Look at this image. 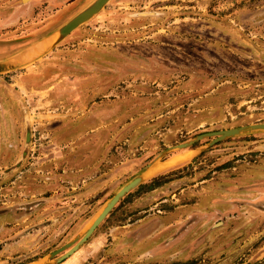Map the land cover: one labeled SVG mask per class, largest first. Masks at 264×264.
<instances>
[{"label": "rangeland", "instance_id": "374dc122", "mask_svg": "<svg viewBox=\"0 0 264 264\" xmlns=\"http://www.w3.org/2000/svg\"><path fill=\"white\" fill-rule=\"evenodd\" d=\"M29 1L0 0V62L91 0ZM255 124L264 0H110L44 56L0 74V264L264 261V132L163 153Z\"/></svg>", "mask_w": 264, "mask_h": 264}, {"label": "water", "instance_id": "95a60500", "mask_svg": "<svg viewBox=\"0 0 264 264\" xmlns=\"http://www.w3.org/2000/svg\"><path fill=\"white\" fill-rule=\"evenodd\" d=\"M110 0H91L87 3L83 8L77 11L73 16H71L67 21L58 26L51 33L45 35L40 41H36L33 44L29 45L21 52L13 55L12 57L7 58L5 61L0 62V74L13 71L19 68H22L25 65L32 63L33 61L39 59L44 56L47 52H49L55 45L61 42L64 38H66L73 30L78 28L83 23L87 22L93 16H95ZM255 131H263L264 132V124H255L249 126H242L233 129H227L223 131H216L211 133H205L196 136L190 141L185 143H181L174 147L167 148L163 153L173 150V149H181L189 146L194 141H198L204 137H213L212 141L209 142V145L214 144L223 139L233 137L242 133L247 132H255ZM161 153V155H163ZM161 155L155 158L152 162H150L143 170L140 171L138 175H136L132 180L122 186L118 191L110 196L108 201L102 206L97 215L93 218V220L88 225L87 229L80 237L78 242L65 254H63L55 261H59L62 258L70 255L77 249V247L85 241V239L92 233V231L98 226V224L104 219V217L108 214V212L112 209V207L117 203V201L127 194L130 190L134 189L138 185H140L146 178L149 167L155 162ZM67 246V245H65ZM63 248H60L50 254V257L57 254ZM39 264H48V263H39Z\"/></svg>", "mask_w": 264, "mask_h": 264}, {"label": "trees", "instance_id": "16d2710c", "mask_svg": "<svg viewBox=\"0 0 264 264\" xmlns=\"http://www.w3.org/2000/svg\"><path fill=\"white\" fill-rule=\"evenodd\" d=\"M144 185H142L141 187H139V189L140 188H142ZM153 186H159L157 183H152V184H150V185H148L147 187H148V189H150V188H153ZM255 264H264V261H262V262H257V263H255Z\"/></svg>", "mask_w": 264, "mask_h": 264}, {"label": "crops", "instance_id": "0c3cea01", "mask_svg": "<svg viewBox=\"0 0 264 264\" xmlns=\"http://www.w3.org/2000/svg\"><path fill=\"white\" fill-rule=\"evenodd\" d=\"M31 1H35V0H30L28 3H26V4H31L30 2ZM48 3H52V2H56V0H46ZM44 37V36H43ZM42 37V38H43ZM41 39V38H40ZM40 39L38 40V41H40Z\"/></svg>", "mask_w": 264, "mask_h": 264}, {"label": "bare ground", "instance_id": "6f19581e", "mask_svg": "<svg viewBox=\"0 0 264 264\" xmlns=\"http://www.w3.org/2000/svg\"><path fill=\"white\" fill-rule=\"evenodd\" d=\"M148 173V172H147ZM148 175V174H147Z\"/></svg>", "mask_w": 264, "mask_h": 264}]
</instances>
